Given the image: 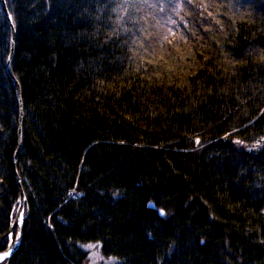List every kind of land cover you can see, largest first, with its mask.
I'll return each mask as SVG.
<instances>
[{
    "label": "trees",
    "instance_id": "1",
    "mask_svg": "<svg viewBox=\"0 0 264 264\" xmlns=\"http://www.w3.org/2000/svg\"><path fill=\"white\" fill-rule=\"evenodd\" d=\"M4 1L0 237L14 167L24 208L0 264H86V243L124 264H264V145L232 142L264 138V0L193 4L187 36L153 46L130 0Z\"/></svg>",
    "mask_w": 264,
    "mask_h": 264
},
{
    "label": "rangeland",
    "instance_id": "2",
    "mask_svg": "<svg viewBox=\"0 0 264 264\" xmlns=\"http://www.w3.org/2000/svg\"><path fill=\"white\" fill-rule=\"evenodd\" d=\"M217 1L130 0V5H132L130 10L133 9L137 17V30L140 33V38L146 40V46H153L156 42H162L170 36L176 37V39L187 36L192 25L188 14V10H194L191 6L201 4L202 8L206 9L210 5L216 7ZM230 1L228 7L231 8L235 7L236 3L241 2V0ZM232 142L245 148L248 152H260L261 146L264 145V138H259L249 144L236 139ZM114 197L117 199L119 196L116 194ZM77 246L86 255V264H124L122 260L116 257L102 256L99 243L78 244Z\"/></svg>",
    "mask_w": 264,
    "mask_h": 264
},
{
    "label": "water",
    "instance_id": "3",
    "mask_svg": "<svg viewBox=\"0 0 264 264\" xmlns=\"http://www.w3.org/2000/svg\"><path fill=\"white\" fill-rule=\"evenodd\" d=\"M1 10L4 13V16L6 17L8 23L10 25V28H11V42L13 43V41H14V32H15L14 31V26H13V23H12L11 16H10V14H9L7 8H6L4 0H1ZM11 54H12V48H11L8 60L6 62V71L9 74L10 78L12 79V81L14 83L17 99H18V102H19L18 104L20 105V109H21L20 88H19V85H18L17 81L15 80V78L13 77V75L11 74L10 69H9V63L8 62L10 60ZM20 112H21V110H20ZM20 123H21V115H20V118H19V121H18V125ZM20 134H21V130H20V125H19L18 130H17L18 145H17V149H16V151H15L13 157H12V163L13 164H15V162H16L17 153H18V150L20 148V139H21V135ZM13 171H14V175H15L14 177L16 178V182H17V185H18L19 194H18V198H17V207H15L16 209H15L14 217H12L13 219L10 222V225H9V228H8L7 232L0 237V242L3 241L6 238L8 239L7 247L5 248V250L0 252V263L5 261V260H7L11 256L13 250H15V248L18 246V243H19V240H20V229H21V224H22V219H23V208H24V197L23 196H24V193L22 191V188H21L20 182H19V177L20 176H18V173H17L15 167L13 168ZM147 206L149 208L156 209L152 203H148ZM157 212H158V214L160 216H164L163 211L157 210ZM13 229H16L15 238H13V236H12ZM10 233H11V237L9 238Z\"/></svg>",
    "mask_w": 264,
    "mask_h": 264
},
{
    "label": "snow or ice",
    "instance_id": "4",
    "mask_svg": "<svg viewBox=\"0 0 264 264\" xmlns=\"http://www.w3.org/2000/svg\"><path fill=\"white\" fill-rule=\"evenodd\" d=\"M11 237V233H10V235H9V238Z\"/></svg>",
    "mask_w": 264,
    "mask_h": 264
}]
</instances>
